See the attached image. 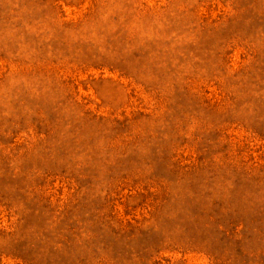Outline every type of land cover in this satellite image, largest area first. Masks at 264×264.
Returning a JSON list of instances; mask_svg holds the SVG:
<instances>
[{"label":"rangeland","instance_id":"rangeland-1","mask_svg":"<svg viewBox=\"0 0 264 264\" xmlns=\"http://www.w3.org/2000/svg\"><path fill=\"white\" fill-rule=\"evenodd\" d=\"M0 264H264V0H0Z\"/></svg>","mask_w":264,"mask_h":264}]
</instances>
